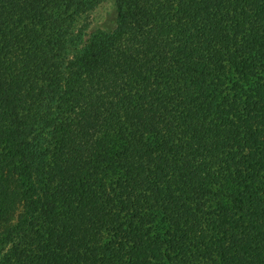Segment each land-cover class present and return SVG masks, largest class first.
I'll return each mask as SVG.
<instances>
[{
	"label": "trees",
	"instance_id": "trees-1",
	"mask_svg": "<svg viewBox=\"0 0 264 264\" xmlns=\"http://www.w3.org/2000/svg\"><path fill=\"white\" fill-rule=\"evenodd\" d=\"M0 0V264H264V0Z\"/></svg>",
	"mask_w": 264,
	"mask_h": 264
},
{
	"label": "rangeland",
	"instance_id": "rangeland-1",
	"mask_svg": "<svg viewBox=\"0 0 264 264\" xmlns=\"http://www.w3.org/2000/svg\"><path fill=\"white\" fill-rule=\"evenodd\" d=\"M115 20L114 0H106L92 15L90 32L113 28Z\"/></svg>",
	"mask_w": 264,
	"mask_h": 264
}]
</instances>
